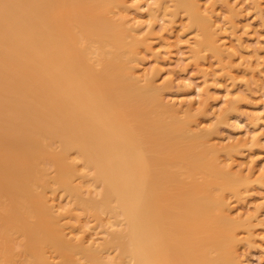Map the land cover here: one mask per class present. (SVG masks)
Returning a JSON list of instances; mask_svg holds the SVG:
<instances>
[{
  "label": "bare ground",
  "instance_id": "1",
  "mask_svg": "<svg viewBox=\"0 0 264 264\" xmlns=\"http://www.w3.org/2000/svg\"><path fill=\"white\" fill-rule=\"evenodd\" d=\"M149 2L143 29L134 0H0V264L244 263L253 216L227 203L241 174L165 101L158 66L140 69L157 13L200 28L195 62L223 53L218 20L198 0Z\"/></svg>",
  "mask_w": 264,
  "mask_h": 264
},
{
  "label": "rangeland",
  "instance_id": "2",
  "mask_svg": "<svg viewBox=\"0 0 264 264\" xmlns=\"http://www.w3.org/2000/svg\"><path fill=\"white\" fill-rule=\"evenodd\" d=\"M134 1H137L142 8L144 7L142 9L143 14L149 13V9L146 7L147 3L150 4L149 0ZM198 1L202 8L208 12L210 11L209 14L215 21L218 20L219 24L216 21V25L219 28V44L223 49V53L220 56H213L209 50H204L205 54L203 52V55L200 53L201 59L195 62L189 51L194 46V48L198 47L197 40L201 41L203 39L200 28H188L184 12H180L174 17L166 15L169 16L168 18L165 17L168 19H165L166 21H159V16H161L160 20H162L163 14L158 16L157 14L159 13H157L155 15L157 18L155 19L154 17V24L153 26L151 25L153 29L149 28L153 31L155 30V34L153 36L152 33V36L150 35L149 37H151L150 39L154 38L153 42H156L153 43L155 46L152 45L154 50L151 48V51L158 52V56L156 54L155 57L150 51L142 53L140 69L143 70L141 73L149 74L158 66L157 68L159 69L156 68L159 71L157 84L163 89V94L166 97H164L165 101L175 105L183 114L197 115L192 124L193 130L201 132L203 139L207 143L209 142L208 144L217 145V148L227 151L218 155L219 160L222 161L224 159V162H228L227 164L234 172L241 174L240 178L243 180V184L239 187L237 194H232L227 198V203L230 205V216L236 221L246 222H248V216H253L260 222V224H256L253 217L249 219L251 220L249 228L252 235L248 240L243 239L237 244L235 249L237 260L241 261L239 263L244 262L243 264H264V199H262L264 198V0ZM143 4L145 5L143 6ZM229 6H232V8ZM144 16V19L148 18L145 26H147L148 22L152 24L149 16L146 17L147 14ZM169 19L174 20V23L172 24L173 21H170V24H167ZM146 20L140 22H143V29ZM163 22L167 24L164 23L169 30L171 29V36L167 29L168 32L165 31L166 26L165 28L162 27L164 31H161V25L164 26ZM146 30H148V27ZM148 31L149 33L151 32V30ZM158 33L160 34L157 36ZM175 35L179 37L177 40L180 39V41L179 44L173 47L174 43L172 42H175V39L173 40L172 36L175 38ZM169 39L172 41H169ZM227 40L228 42L230 40L232 44L231 42L228 43ZM228 44L229 46H227ZM192 45L193 47H189ZM172 51H174V54H172ZM207 57L208 59H206ZM239 57L241 59H238ZM156 58L161 65L155 64ZM242 59L245 61H242ZM165 61H168L167 64ZM255 61L259 64L255 63ZM257 75L259 79L256 78ZM194 92H198L196 93L197 95H194ZM190 95L192 96L190 97ZM200 111H205L206 113L201 115L199 114ZM250 132L254 134L251 135ZM248 141L250 144H248ZM237 164L240 166L236 168ZM242 214L244 215L242 216ZM244 236L243 238L246 237Z\"/></svg>",
  "mask_w": 264,
  "mask_h": 264
}]
</instances>
